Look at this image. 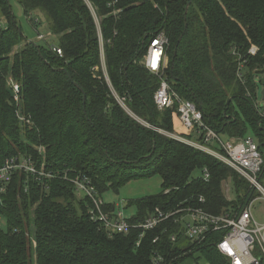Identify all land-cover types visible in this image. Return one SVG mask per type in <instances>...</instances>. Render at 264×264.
I'll list each match as a JSON object with an SVG mask.
<instances>
[{"label":"trees","instance_id":"1","mask_svg":"<svg viewBox=\"0 0 264 264\" xmlns=\"http://www.w3.org/2000/svg\"><path fill=\"white\" fill-rule=\"evenodd\" d=\"M13 1L58 43L23 41ZM188 1L0 0V166L24 155L43 171L17 170L0 191L7 222V229L0 226V264H152L155 254L165 264H181L196 252V264H231L213 243L218 233L173 242L178 228L169 221L168 232L160 225L141 237L143 229L110 233L91 217L92 196L103 199L107 190L153 175L162 177V190L129 202L137 208L131 223L157 207L222 214L259 194L226 163L167 134L192 137L177 104L157 106L161 78L143 60L164 31V77L179 97L195 102L217 131L244 136L251 126L264 144L254 106L257 76L264 74V0H190L185 15ZM227 181L234 199L224 191ZM80 182L92 195L79 192ZM104 208L116 206L105 202Z\"/></svg>","mask_w":264,"mask_h":264},{"label":"built area","instance_id":"2","mask_svg":"<svg viewBox=\"0 0 264 264\" xmlns=\"http://www.w3.org/2000/svg\"><path fill=\"white\" fill-rule=\"evenodd\" d=\"M89 3V1H87ZM93 13V7L89 3ZM120 10H117V13ZM100 30V28H99ZM101 37V36H100ZM39 39H45V35L40 34ZM102 44V37H101ZM169 38L164 31L159 32L151 42L146 57L143 60L145 67L161 78V84L154 95L155 102L160 109L178 105L180 119L185 131L192 135L191 138L181 137L176 134L167 133L205 153L212 155L218 160L226 163L235 169L240 175L247 179L251 187L264 199V144L251 136H231L227 141L221 137L222 132L213 128L205 119L204 113L192 100L183 99L172 89L167 78L164 77V69L167 63V46ZM60 55L62 49L54 46ZM253 47L251 52H256ZM241 62L238 68V75L242 77L244 64ZM104 64V60H103ZM18 90V86H15ZM120 103L127 109L123 99L118 98ZM254 106L264 122V107L259 108L254 101ZM23 170L26 173L42 174L38 170L35 161L31 156L16 155L8 158L0 166V191H5V184L12 180L15 171ZM209 173L205 170V178ZM80 193L92 195V190L84 183H78ZM94 206L91 209V217L102 222L106 229L112 232H128L130 229H143L141 237L146 230H153L160 225L163 226V233L169 228L165 225L168 221L178 230L171 233L173 242L181 237L202 242L209 235L220 234L221 236L213 241L217 249L229 258L231 264H264V223L259 222L253 213L254 198L239 210L224 212L222 214H212L203 207L178 206L175 209L165 211L157 207L145 221L141 223H131L123 216L122 210L114 208L108 211L104 208L105 202L100 197L92 196ZM201 201H204L201 198ZM4 218L0 215V226H3ZM182 235L180 238L179 236ZM158 237L154 239V242ZM152 264H165L164 258L160 254L152 257Z\"/></svg>","mask_w":264,"mask_h":264},{"label":"rangeland","instance_id":"3","mask_svg":"<svg viewBox=\"0 0 264 264\" xmlns=\"http://www.w3.org/2000/svg\"><path fill=\"white\" fill-rule=\"evenodd\" d=\"M13 13L16 16V20L21 27V31L23 33V41L27 40H38L42 42H50V43H58L56 36H52L49 33V29L46 26H39L38 29L33 25L30 21V17L28 18L23 8L17 1L12 2ZM37 15L42 18L43 24H46L45 18L40 12H37ZM39 33L45 35V39H39ZM23 42H20L18 45L21 47ZM19 47H15V50ZM240 64V62H239ZM105 68V64H103ZM257 81L259 82V91L255 97V103L259 108L264 107V98L261 94V90L264 87V74H260L257 76ZM244 136H251L257 141H259V136L255 133V131L248 126V131ZM221 137L223 140L227 141L229 139V134L227 132H222ZM201 172L196 170L194 175L198 176ZM224 191L229 199H234L236 197L235 189L232 181H227L224 183ZM162 190V177L160 175H153L149 177L136 178L133 179L126 184H124L119 191L107 190L103 192L102 198L107 203L115 204L117 210L123 211V216L126 218L131 217L136 214L137 208L134 205H129V202L133 199H139L146 196L154 195L159 193ZM253 213L256 219L264 223V199L260 198L258 194L257 199L254 201ZM2 228L7 229V222L4 219ZM187 242V239H183L181 241ZM198 253H195V257H187L184 259L181 264H196L195 258L198 257ZM199 264H208L206 260L200 259Z\"/></svg>","mask_w":264,"mask_h":264},{"label":"water","instance_id":"4","mask_svg":"<svg viewBox=\"0 0 264 264\" xmlns=\"http://www.w3.org/2000/svg\"><path fill=\"white\" fill-rule=\"evenodd\" d=\"M190 4H191V1L189 0V1H188V4H187V6H186V9H185V15H186L187 12H188V9H189ZM180 40H181V39H180ZM31 42L34 43L36 46L39 47L38 43H37L35 40H31ZM175 54H176V52H175ZM74 83H75V85H76L77 87H79V88L81 89V91L84 92L83 88H82L77 82H74ZM261 94H262V96H263V98H264V88L261 90ZM84 101H86V94H85V92H84Z\"/></svg>","mask_w":264,"mask_h":264},{"label":"bare ground","instance_id":"5","mask_svg":"<svg viewBox=\"0 0 264 264\" xmlns=\"http://www.w3.org/2000/svg\"><path fill=\"white\" fill-rule=\"evenodd\" d=\"M146 57V56H145ZM104 64H105V62H104ZM264 88V87H263Z\"/></svg>","mask_w":264,"mask_h":264}]
</instances>
